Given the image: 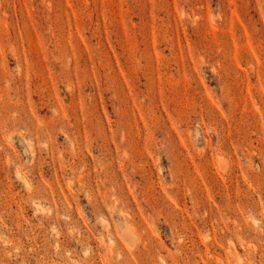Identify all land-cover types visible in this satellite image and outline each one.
<instances>
[{
    "label": "rangeland",
    "instance_id": "obj_1",
    "mask_svg": "<svg viewBox=\"0 0 264 264\" xmlns=\"http://www.w3.org/2000/svg\"><path fill=\"white\" fill-rule=\"evenodd\" d=\"M0 264H264V0H0Z\"/></svg>",
    "mask_w": 264,
    "mask_h": 264
},
{
    "label": "bare ground",
    "instance_id": "obj_2",
    "mask_svg": "<svg viewBox=\"0 0 264 264\" xmlns=\"http://www.w3.org/2000/svg\"><path fill=\"white\" fill-rule=\"evenodd\" d=\"M116 209H117V207L115 205H112V210L115 211ZM130 240H132V237H130L128 234H126L125 235V241L130 242Z\"/></svg>",
    "mask_w": 264,
    "mask_h": 264
}]
</instances>
